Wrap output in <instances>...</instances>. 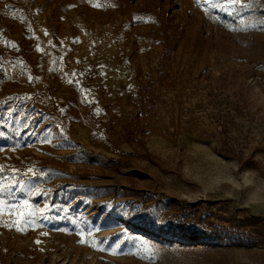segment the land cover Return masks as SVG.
Instances as JSON below:
<instances>
[{"label":"rangeland","instance_id":"1","mask_svg":"<svg viewBox=\"0 0 264 264\" xmlns=\"http://www.w3.org/2000/svg\"><path fill=\"white\" fill-rule=\"evenodd\" d=\"M262 22L0 0V264H264Z\"/></svg>","mask_w":264,"mask_h":264},{"label":"snow or ice","instance_id":"2","mask_svg":"<svg viewBox=\"0 0 264 264\" xmlns=\"http://www.w3.org/2000/svg\"><path fill=\"white\" fill-rule=\"evenodd\" d=\"M216 2L218 3V4H221V5H224V4H226L227 3V0H216ZM247 7H251V6H247ZM226 15L227 14H232L230 11H226V13H225ZM262 23H264V22H262ZM262 30H264V29H262ZM73 75H75V74H73ZM69 82H71V81H69Z\"/></svg>","mask_w":264,"mask_h":264},{"label":"trees","instance_id":"3","mask_svg":"<svg viewBox=\"0 0 264 264\" xmlns=\"http://www.w3.org/2000/svg\"><path fill=\"white\" fill-rule=\"evenodd\" d=\"M93 156V155H92Z\"/></svg>","mask_w":264,"mask_h":264}]
</instances>
